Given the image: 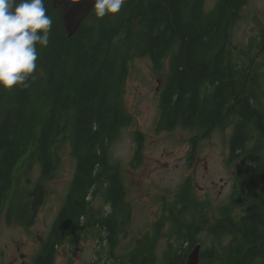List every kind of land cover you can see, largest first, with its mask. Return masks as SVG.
<instances>
[{
    "label": "trees",
    "instance_id": "1",
    "mask_svg": "<svg viewBox=\"0 0 264 264\" xmlns=\"http://www.w3.org/2000/svg\"><path fill=\"white\" fill-rule=\"evenodd\" d=\"M139 2L125 0L119 13L100 19L92 10L69 37L62 9L55 8L53 0H46L53 20L50 42L41 50L37 45L42 86L51 98L41 137L43 176L55 178L68 143L77 162L68 199L49 231L37 264H52L62 247L72 249L89 233L99 243L109 245L112 261L116 258V241L131 218L121 168L112 161L110 152L124 124L112 92L126 73L128 54L119 53V45L127 36H133L137 48L150 56L157 70L162 71L169 62V76L160 94L161 120L167 128L202 120L210 129L228 121L235 123L231 158H241V163L231 204L252 200L259 206L241 214H232L231 208L225 207L224 223L207 227L214 239L200 252L201 261L220 254L224 264H264V61L253 68L264 54V28L247 48L233 43L236 23L248 0H219L208 13L204 0H146L143 13L136 12ZM215 43L220 46L212 56L198 58L203 47ZM256 46L259 51L254 53ZM27 83V88L0 89V200L29 142L23 126L34 98L33 75ZM46 194L45 186L38 184L23 197L17 205L21 218H25L23 212L44 203ZM99 196L104 198V206L110 207L108 212L105 207H95ZM260 196L263 202L258 201ZM177 199L181 213L198 211L189 183L179 190ZM161 229V223L156 222L154 241ZM224 235L233 236V240L223 243ZM180 237L178 233L177 242L184 241ZM239 237L251 244H240ZM193 241L184 247L177 262L167 260V264H186ZM117 259L118 264L154 263L147 249H135Z\"/></svg>",
    "mask_w": 264,
    "mask_h": 264
},
{
    "label": "rangeland",
    "instance_id": "2",
    "mask_svg": "<svg viewBox=\"0 0 264 264\" xmlns=\"http://www.w3.org/2000/svg\"><path fill=\"white\" fill-rule=\"evenodd\" d=\"M218 1L204 0L205 12L213 10ZM145 8L146 0H140L136 12L143 13ZM137 17L141 16L138 14ZM263 28L264 0H248L236 23L233 43L247 48L251 39H257ZM125 38L120 41L119 53L127 51L126 73L121 83L114 84L112 92L113 99L120 104L124 124L110 152L112 161L121 168L125 201L130 206L131 218L116 241L113 253L117 258L130 254L136 248L141 249L145 237L152 231L148 254L154 259L153 264H167V260L177 262L183 255L184 247L191 241L197 240L203 248L213 242L214 237L209 235L207 227L224 223L225 207L229 206L232 214H241L247 208L258 207L259 203L249 200L231 204L241 163V158H231L230 140L235 123L228 121L222 127L210 129V124L202 120L190 126L179 124L167 128L161 120L160 94L169 76V62L162 71L157 70L150 56L137 48L133 36ZM219 46L215 43L203 47L198 58L212 56ZM38 47L37 70L33 73L36 82L34 98L23 126L29 142L14 165L9 190L0 204V245L14 237L20 241L24 235L28 237L25 230L13 228L5 221L17 210L25 190L38 182L45 186L47 192L37 224L38 238L44 246L51 226L68 199L76 169L77 156L72 152V144L68 143L62 151V161L55 178L46 179L43 176L41 137L50 114L51 98L42 86ZM258 51L259 46H256L254 53ZM260 58L253 68L256 63L264 61V54ZM261 82L264 85V78ZM187 183L198 202V211L181 213L177 196ZM260 200L263 202L261 196L258 197ZM104 204L103 197L95 199V207H105L108 212L110 207ZM156 222L161 223L162 229L154 241ZM178 233H181L180 241L184 238L183 242L176 241ZM232 238L231 235H224L221 240L230 243ZM247 240H242L240 244H251ZM29 251L34 257L36 251ZM119 261L110 258L108 244L99 243L89 233L72 249L69 245L62 247L55 264H118ZM224 263L225 260L218 254L212 259H203L199 264Z\"/></svg>",
    "mask_w": 264,
    "mask_h": 264
},
{
    "label": "clouds",
    "instance_id": "3",
    "mask_svg": "<svg viewBox=\"0 0 264 264\" xmlns=\"http://www.w3.org/2000/svg\"><path fill=\"white\" fill-rule=\"evenodd\" d=\"M70 3V0H67ZM98 19L120 12L125 0H91ZM46 0H0V89L29 87L37 70V45L47 47L53 20Z\"/></svg>",
    "mask_w": 264,
    "mask_h": 264
},
{
    "label": "flooded vegetation",
    "instance_id": "4",
    "mask_svg": "<svg viewBox=\"0 0 264 264\" xmlns=\"http://www.w3.org/2000/svg\"><path fill=\"white\" fill-rule=\"evenodd\" d=\"M38 184H41V183L36 182L31 187L27 188L23 196L21 197L20 201L28 193L35 190ZM8 190L9 188L6 191V194ZM4 198L5 196L1 198L0 203H2ZM42 204L39 203L38 208L36 210H29V211L23 212L22 215L25 216V218H21L22 217L20 216L21 212L17 209L14 211L12 215H10L9 219L5 221L7 224L12 225L13 228L20 227L23 230H25L28 233V237L24 235L21 238V241L14 237L12 238L11 241H8L5 244H1L0 245V264H37L39 262V260L41 259V255H42L43 247H44L43 245H41V240L40 238H38V231H37L39 213H40ZM0 218H1V214H0ZM1 221L2 220L0 219V227H1ZM33 234H36V236L33 237ZM151 240H152V231L149 236L145 237L144 245L141 246V249H147V254H148V249H149L148 243ZM196 245H201L200 252L203 250L202 243L193 241L192 245L188 249L189 252L186 254L185 259L187 255L190 254L191 251L195 248ZM38 248H39V251L37 252ZM30 249H34L36 251V254L34 257L30 255V251H29ZM136 250H140V249L136 248ZM57 256L58 254L55 256V259L52 260V264H55ZM116 259L117 258L113 260H116ZM200 262H201V258H200Z\"/></svg>",
    "mask_w": 264,
    "mask_h": 264
},
{
    "label": "water",
    "instance_id": "5",
    "mask_svg": "<svg viewBox=\"0 0 264 264\" xmlns=\"http://www.w3.org/2000/svg\"><path fill=\"white\" fill-rule=\"evenodd\" d=\"M55 8L62 9L63 20L69 37H73L84 20L92 12L91 0H53ZM201 245H196L188 256L187 264H198Z\"/></svg>",
    "mask_w": 264,
    "mask_h": 264
}]
</instances>
